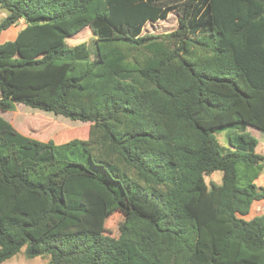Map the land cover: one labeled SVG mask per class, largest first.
Returning <instances> with one entry per match:
<instances>
[{"label": "trees", "instance_id": "obj_1", "mask_svg": "<svg viewBox=\"0 0 264 264\" xmlns=\"http://www.w3.org/2000/svg\"><path fill=\"white\" fill-rule=\"evenodd\" d=\"M0 264H264V0H0ZM179 15L175 30L142 34ZM88 28L95 52L67 41ZM233 127L221 146L215 134ZM213 172L218 182L207 183ZM111 218H118L108 227Z\"/></svg>", "mask_w": 264, "mask_h": 264}, {"label": "rangeland", "instance_id": "obj_2", "mask_svg": "<svg viewBox=\"0 0 264 264\" xmlns=\"http://www.w3.org/2000/svg\"><path fill=\"white\" fill-rule=\"evenodd\" d=\"M5 12L0 11V22L5 17ZM179 15L172 11L164 21H158L156 23H146L143 27L142 34H167L177 28ZM18 29L16 27H10L0 33V44L6 41H12L16 36ZM85 43L90 51L91 56L94 55L95 45L93 36L88 28L84 29L77 34V36L67 41L68 45H77ZM0 116L8 121L18 132L23 135L30 136L38 140H48L56 134H62L64 140L72 138L87 136L89 124L82 122L70 121L61 116H55L52 113H46L37 109L26 107L22 104H18L15 110L12 112H1ZM247 131L258 140V146L256 152L264 155V134L255 130L247 128ZM235 130L233 127L227 128L224 131H220L215 134V138L221 146L227 145L226 136L228 133H233ZM221 174L219 172H213L206 178L207 183L218 182ZM257 186H264V172L261 173L259 179L255 183ZM264 213V201L262 203H253L251 210L247 216L243 219L248 221L256 216H260ZM118 219V218H117ZM111 218L108 223V227H112L117 220ZM48 261L47 258L35 257L27 258L24 251L20 252L17 256L13 257L3 264H45Z\"/></svg>", "mask_w": 264, "mask_h": 264}, {"label": "crops", "instance_id": "obj_3", "mask_svg": "<svg viewBox=\"0 0 264 264\" xmlns=\"http://www.w3.org/2000/svg\"><path fill=\"white\" fill-rule=\"evenodd\" d=\"M0 11H1V10H0ZM22 24H23V21H20V22H19V26H16V28L19 30V29H20V27H22V26H23ZM14 38H15V37H14ZM258 179H259V178H258ZM255 203H257V204H258V203H262V201L255 202ZM262 214H263V213H262Z\"/></svg>", "mask_w": 264, "mask_h": 264}]
</instances>
